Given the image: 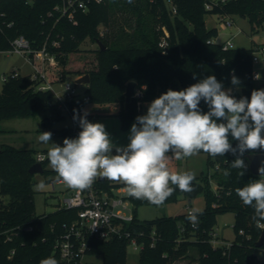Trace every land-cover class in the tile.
<instances>
[{
  "label": "trees",
  "instance_id": "obj_1",
  "mask_svg": "<svg viewBox=\"0 0 264 264\" xmlns=\"http://www.w3.org/2000/svg\"><path fill=\"white\" fill-rule=\"evenodd\" d=\"M63 0H0V50L10 48L11 40L19 34L29 38L36 48L44 45L53 58L45 64L46 78L49 82L66 79L68 73L77 75L89 73L90 82L86 92L88 100L75 99L68 102L70 110L79 115L87 102L124 103L118 114L124 126L139 114L138 97H133L128 107L125 105V89L130 80L142 87L141 101H153L168 89L183 90L200 79L214 75L225 89L233 88V95L250 99L251 92L259 89L253 78L254 46L223 48L221 42L210 41L218 35L216 27H208L207 13L233 14L247 18L252 29L264 26V0H227L207 9L206 0H106L93 2L86 11L79 10L73 17L63 16L56 6ZM171 1L176 5L173 12ZM100 25L106 30L101 32ZM132 28L128 31L126 27ZM167 45L161 46L162 38ZM91 39L104 44L101 48L89 51L94 54L96 64L81 71L71 67L73 56L84 51L81 42ZM55 40L59 45H53ZM82 62L85 61L81 59ZM235 75L241 81L237 90L231 84ZM196 77L195 79L193 77ZM43 80L33 79L30 74L10 76L0 91V120L10 116H28L47 108L52 114L44 117L47 125L63 116L62 108L54 101L53 88H41ZM203 112L209 109L201 101ZM87 119L92 122L93 114ZM65 135L78 136L79 125L62 128ZM233 147L236 141H231ZM0 264H39L42 259L53 256L58 264H80L78 261L67 263L54 247L63 233L65 224L77 218L78 208L57 207L51 212L37 213L35 210L34 185L44 179L35 178L29 168L37 162L36 151L32 148L2 145L0 147ZM264 150L246 151L243 159L247 165L244 175L240 169L231 168L236 159L232 153L224 157L208 155L209 167L217 165L220 174L207 173L204 179L209 183L210 176L217 177L218 186L213 190L209 184L205 188L206 206L199 212L198 224L193 227L187 219L189 212L176 215H161L153 219L141 220L136 213L131 225L133 231H144L140 240L138 264H173L190 248L197 250L198 264H257L256 252L264 250L257 247L262 228L254 220V210L245 206L236 193L237 188L255 180H264L254 174L248 165L247 153ZM43 162V173L48 176L55 171ZM229 175H225V171ZM100 185L107 189L126 187L122 182H109L101 178ZM199 182L194 180V190ZM175 190L176 186H172ZM173 191V193L175 192ZM193 192V191H192ZM4 197L8 200L5 202ZM135 204L137 200L128 196ZM225 211L235 214V238L229 245L214 244L213 232L217 215ZM32 226V229L28 227ZM155 231L152 237V231ZM153 242V245H152ZM126 238L103 240L92 237L89 240L88 254H101L102 262L84 264H127Z\"/></svg>",
  "mask_w": 264,
  "mask_h": 264
},
{
  "label": "clouds",
  "instance_id": "obj_2",
  "mask_svg": "<svg viewBox=\"0 0 264 264\" xmlns=\"http://www.w3.org/2000/svg\"><path fill=\"white\" fill-rule=\"evenodd\" d=\"M231 84L238 90L241 81L233 74ZM201 101L207 112L199 107ZM87 116V110L83 115L74 110L73 119L81 131L76 138H65L63 146L51 142V132H42L38 140L51 142V147L39 162L47 159L57 177L72 189L86 190L102 177L122 182L128 196L157 206L172 195L173 185L183 192L194 191L195 173L171 171L170 159L182 160L201 152L211 157L232 153L236 159L230 167L240 169L243 176L247 169L244 153L264 150V89L253 90L250 99H237L233 88L225 89L214 75L180 91L168 89L151 101L146 114L137 116L131 125L126 146L115 144L105 125L90 122ZM232 140L237 142L235 147ZM259 173L264 176V167ZM229 174L226 170L225 175ZM45 187L40 181L34 190ZM236 193L245 206L253 208V219L264 221V180L237 188ZM198 215L199 210L192 209L187 216L193 227L199 222ZM39 264L58 261L49 256Z\"/></svg>",
  "mask_w": 264,
  "mask_h": 264
},
{
  "label": "rangeland",
  "instance_id": "obj_3",
  "mask_svg": "<svg viewBox=\"0 0 264 264\" xmlns=\"http://www.w3.org/2000/svg\"><path fill=\"white\" fill-rule=\"evenodd\" d=\"M234 18V25L227 26L225 21L221 19V16L217 13H207L205 15V21L208 27H216L218 29V35L215 38L217 42H224L228 38H231L235 44V47H257L264 43V26H259L257 30L252 29V25L247 18H243L239 15H232ZM241 27V29L239 28ZM101 32L106 30L104 25H100ZM128 31H132V28L127 26ZM81 48L84 49L81 53H77L73 56V64L71 67L74 69L88 70L95 66L96 60L94 54L90 49L97 48V43L87 38L81 42ZM258 60H254V70L260 71V78L255 79L256 85L259 89H264V55L258 52ZM81 59L85 61L82 62ZM17 69L21 74H28L32 71V66L25 61V59L18 53L13 52H0V91L2 90L4 75H9L11 72ZM84 74V73H83ZM83 74L68 73L66 79L52 84L56 91L63 90V84L66 81L74 82L76 76L80 77ZM77 88L80 92H83L86 88V83L78 84ZM180 91V90H179ZM151 102H149L150 104ZM145 101L139 110V115H144L147 112V106ZM121 108L124 103H121ZM118 106V107H117ZM84 110L93 114L92 122H100L105 125L106 131L110 134L113 142L120 146H126L128 144V135L130 133L131 125L135 122V117L127 126L123 125L122 118L118 114L121 110L117 103H97L87 102ZM52 108H47L41 112L28 115V116H10L0 120V147L2 145H14L16 147L32 148L38 152L47 153L51 147V142L63 146V140L65 138H76L72 135H65L62 128L74 126L73 120L70 115L62 110L63 116L56 118L47 125L42 123L44 117L52 114ZM51 132V142L44 144L38 140L39 135L42 132ZM115 154V152H113ZM171 155V154H169ZM208 155L201 152L198 155L187 157L182 160L170 159L169 168L175 172H193L196 175V181L199 182L198 188L193 192H183L176 189L171 196H169L164 204L157 206L149 203L148 201L134 204L136 207L137 216L141 220L153 219L163 215L162 207L165 208V215H176L179 213L190 212L192 209H198L202 211L206 206V194L205 188L207 184L213 190L217 189L218 179L217 175L220 174V170L216 169L217 165L209 167L207 163ZM249 165V161L247 162ZM48 168H51L49 164ZM52 169V168H51ZM219 171V172H217ZM215 174L214 177L210 176L209 183L204 179L207 173ZM35 178L46 179V187L43 190H35V210L37 213L51 212L55 210L62 198L66 197L70 193V187L64 182H56L55 189H53L51 181L57 179V174H51L46 176L42 173H35ZM112 182L113 181H109ZM38 184V183H37ZM36 185V184H35ZM127 194V192H126ZM8 200L4 197V201ZM235 214L232 211H225L217 215V224L215 225V231L218 234V239L221 244H228L235 238L234 230ZM197 250L190 248L188 255L177 258L173 264H198ZM140 258V249L135 248L132 244L127 246V264H138ZM87 262H102L101 254H88L85 257ZM257 264H264V250H258L256 252Z\"/></svg>",
  "mask_w": 264,
  "mask_h": 264
},
{
  "label": "built area",
  "instance_id": "obj_4",
  "mask_svg": "<svg viewBox=\"0 0 264 264\" xmlns=\"http://www.w3.org/2000/svg\"><path fill=\"white\" fill-rule=\"evenodd\" d=\"M31 2L32 0H27ZM106 0H63L56 6V10L61 15L73 17L79 10L86 11L93 2H103ZM227 0H206L205 6L210 9L215 4H221ZM171 7L173 12L177 11L176 5L171 1ZM233 14H221V19L225 21L227 26L234 25L235 21L232 18ZM241 29V27H239ZM103 33V32H102ZM210 41L214 42L215 39ZM223 48H234L235 44L231 38H228L224 42H221ZM60 43L58 40L53 42V45L58 46ZM161 46L167 45V39L162 38L160 42ZM261 52L264 55V43L255 47V50ZM254 50L253 60H258L259 54ZM0 52H16L20 54L26 62L32 66V71L28 74L33 79L43 80L41 88H53L51 82L47 80L45 64L48 59H52L53 55L44 45L41 48L33 46L31 40L23 34H19L11 40L10 48L0 50ZM17 69H14L11 74L4 75V82L7 81L10 76L17 75ZM253 78H260V71H253ZM77 83L72 81H66L63 84L62 91L55 90L54 101L59 107L64 109L73 120L74 126H78V122L73 119L74 113L70 110L68 102L75 99L88 100L90 97L85 91L80 92L77 88ZM144 91L142 87H136L134 96L139 98L138 105L141 107L143 101L140 98L143 96ZM83 111V109L81 110ZM40 155L46 153L38 152L36 159L39 161ZM264 177V176H263ZM264 179V178H263ZM100 177H97L92 186L86 190L80 191L70 189L69 195L62 198L57 207L65 208H78L77 218L69 224H65L63 233L58 237L54 247L59 251L60 257L67 263L78 261L80 264L85 263L86 250L89 247V240L92 237H96L103 240H112L114 238H126L129 244H132L135 248L142 249L144 242L140 240L143 237L144 231H133L131 228L135 219V207L133 202L128 198L126 194V187L112 188L107 190L103 188L99 181ZM56 182H63L61 179H52L51 184L55 189ZM259 226L263 229L264 223L259 222ZM32 229V226L28 227ZM155 231H152V237H154ZM212 242L221 244L218 239L216 231L213 232ZM229 242L227 245H229ZM153 245V242H152Z\"/></svg>",
  "mask_w": 264,
  "mask_h": 264
},
{
  "label": "water",
  "instance_id": "obj_5",
  "mask_svg": "<svg viewBox=\"0 0 264 264\" xmlns=\"http://www.w3.org/2000/svg\"><path fill=\"white\" fill-rule=\"evenodd\" d=\"M97 44L101 48L105 47L100 39L97 40ZM89 82H90L89 73H84L83 75H81L80 77L75 79V83H77V84L89 83ZM136 86H137V82L135 80H130L126 85V89H125V105H126V107H128V105L130 104V101L134 97ZM246 157L249 161L250 171L254 174L260 175L259 169L264 167V152L247 153ZM29 171L31 173H42L44 171L43 163H40L39 161L35 162L29 168ZM100 178H102V177H100ZM162 212H163V215H165L166 212H165L164 207H162ZM255 245L257 247H262L264 245V228L262 229L258 240L255 242Z\"/></svg>",
  "mask_w": 264,
  "mask_h": 264
},
{
  "label": "crops",
  "instance_id": "obj_6",
  "mask_svg": "<svg viewBox=\"0 0 264 264\" xmlns=\"http://www.w3.org/2000/svg\"><path fill=\"white\" fill-rule=\"evenodd\" d=\"M78 77H79V76H78ZM78 77L76 76V78H78ZM87 84H88V83H86V88H87ZM86 88H85V90H86ZM85 90H84V91H85ZM145 103H146V104H149V101H145ZM117 104L119 105V107H120V109H121V105H120V103H117ZM142 104H143V103H142ZM141 106H142V105H141ZM117 107H118V106H117ZM140 108H141V107H140ZM83 111H85L84 108H83Z\"/></svg>",
  "mask_w": 264,
  "mask_h": 264
}]
</instances>
